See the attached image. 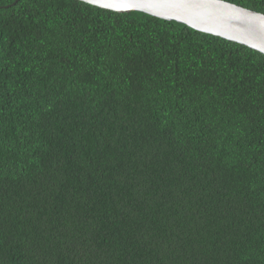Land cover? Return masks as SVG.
Here are the masks:
<instances>
[{"label":"trees","instance_id":"trees-1","mask_svg":"<svg viewBox=\"0 0 264 264\" xmlns=\"http://www.w3.org/2000/svg\"><path fill=\"white\" fill-rule=\"evenodd\" d=\"M0 264H264V55L0 0Z\"/></svg>","mask_w":264,"mask_h":264},{"label":"water","instance_id":"water-1","mask_svg":"<svg viewBox=\"0 0 264 264\" xmlns=\"http://www.w3.org/2000/svg\"><path fill=\"white\" fill-rule=\"evenodd\" d=\"M118 14L133 12L190 29L264 55V15L220 0H77Z\"/></svg>","mask_w":264,"mask_h":264}]
</instances>
